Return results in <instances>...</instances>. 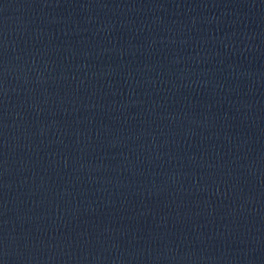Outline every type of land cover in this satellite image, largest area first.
<instances>
[{
	"label": "water",
	"instance_id": "water-1",
	"mask_svg": "<svg viewBox=\"0 0 264 264\" xmlns=\"http://www.w3.org/2000/svg\"><path fill=\"white\" fill-rule=\"evenodd\" d=\"M0 264H264V0H0Z\"/></svg>",
	"mask_w": 264,
	"mask_h": 264
}]
</instances>
